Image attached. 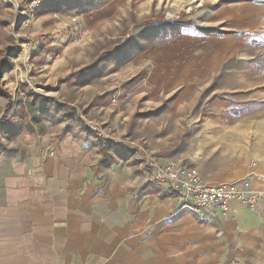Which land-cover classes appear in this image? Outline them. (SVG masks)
<instances>
[{"label": "rangeland", "instance_id": "obj_1", "mask_svg": "<svg viewBox=\"0 0 264 264\" xmlns=\"http://www.w3.org/2000/svg\"><path fill=\"white\" fill-rule=\"evenodd\" d=\"M94 1L0 0V60L7 47L18 52L10 57L11 69L0 72V119L14 108L2 129L9 131L0 132V156L12 153L7 139L33 131V125L66 128L68 120L51 111L34 121L28 110L34 93L64 106L85 130L116 144L109 150L114 161L117 153H136L152 182L155 164L170 161L183 166L196 161L214 173L264 166V0H128L105 30L110 32L88 35L67 28L64 41L74 49L49 79L38 53L49 35L32 32L31 24L41 12L86 14L112 0ZM147 28L149 37L138 39ZM129 49L134 54L129 61L110 58L104 66L116 65L115 70L88 76L107 53L119 52L125 60ZM96 79L91 89L103 92L79 89ZM95 145L100 160L103 153Z\"/></svg>", "mask_w": 264, "mask_h": 264}, {"label": "crops", "instance_id": "obj_2", "mask_svg": "<svg viewBox=\"0 0 264 264\" xmlns=\"http://www.w3.org/2000/svg\"><path fill=\"white\" fill-rule=\"evenodd\" d=\"M127 1L86 14L39 13L30 29L49 35L38 51L46 77L74 49L65 44L67 28L88 35L110 29ZM97 80L79 89L99 94L91 89ZM6 143L12 153L0 156V264H264V200L256 210L233 201L228 215L211 209L197 216L169 184L150 180L136 153H117L115 163L97 169L96 145L64 124L41 122ZM194 162L185 167L208 183L250 177L264 190V166L214 173Z\"/></svg>", "mask_w": 264, "mask_h": 264}, {"label": "built area", "instance_id": "obj_3", "mask_svg": "<svg viewBox=\"0 0 264 264\" xmlns=\"http://www.w3.org/2000/svg\"><path fill=\"white\" fill-rule=\"evenodd\" d=\"M39 1L31 0L32 4ZM49 155H54V151L49 152ZM152 180L169 184L173 192L182 199L183 208L197 216H203L205 211L211 209L228 215L233 201L256 210L264 200V190L254 189L249 178L229 183H208L201 178L196 167H185L179 162L155 164Z\"/></svg>", "mask_w": 264, "mask_h": 264}, {"label": "trees", "instance_id": "obj_4", "mask_svg": "<svg viewBox=\"0 0 264 264\" xmlns=\"http://www.w3.org/2000/svg\"><path fill=\"white\" fill-rule=\"evenodd\" d=\"M63 1H65V3L69 2V1L71 2V0H63ZM106 1H108V0L100 1V3L106 2ZM94 2H97V1H94ZM0 6H1V3H0ZM61 6H63V4ZM169 26H175V25L174 24H167L166 25V27H169ZM181 27H182V24H181ZM149 29L150 28H147V31L144 30L138 39H140V37H141L142 40H146L149 37V36H147L149 34H146ZM204 31H206V29ZM145 35H146V39H145ZM142 49H143V44H142V47L140 49H138L136 52L141 51ZM2 51L5 54V57L2 60H0V72L3 73V72H6V71L11 69L12 65L10 62V57L14 56L18 52H17L16 47H7ZM128 51H130V49L126 51L125 55L128 53ZM131 54L132 53H128L127 58L124 60L123 57L120 56L119 52H117V53L114 52V53H110V54L107 53V55H105L102 58L101 62L99 63L100 65L96 64L94 66V69H90L88 71L89 72L88 76L89 77L90 76L96 77L97 75H101V74H104L107 72L109 73L111 70L112 71L115 70L117 68L116 65H114L110 68H107L106 66H104L107 63V62L105 63V61L112 58L116 62H120V61H121V63L127 62L134 56V54L133 55H131ZM30 96H32V101L28 102V110H29V112H31L34 121H40V120H38L40 118V115L43 116L44 113L48 112V111H51V113L56 115V116H59L61 118H65L66 120H68L67 126L65 128L66 133L71 132L75 136H78V134H81L78 131H80L82 133H86V134H88V137H87V135H85L84 137L86 139H91L95 144H97L99 146L101 152L103 153V156L99 160V162L97 163V169L100 170L103 167H108V166H111L113 163H115L114 156L112 155V153L109 152V150L110 149H116V144H114L110 140H103V139L99 138L97 135H94L91 132L85 130L82 121L79 120V118L76 116L75 113H70V112L67 113V109L64 106H60L59 104H57L54 100H51V99L46 100L43 97L37 96L34 93H31ZM51 106H53L52 109L50 108ZM39 107H40V111L37 112V109ZM45 108L47 109L46 111L44 110ZM13 109L14 108H12V110L9 111L4 118L0 119V132L4 131L5 133H7L9 131V128H7L6 130H2V129L4 128L5 125H7L9 123L10 118L13 117V112H14ZM60 113H62V114H60ZM74 128H76L78 130H75Z\"/></svg>", "mask_w": 264, "mask_h": 264}]
</instances>
